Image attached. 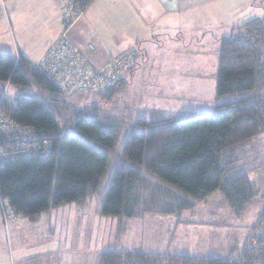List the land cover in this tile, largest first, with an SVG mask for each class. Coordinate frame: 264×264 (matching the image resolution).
Returning a JSON list of instances; mask_svg holds the SVG:
<instances>
[{
	"label": "trees",
	"instance_id": "16d2710c",
	"mask_svg": "<svg viewBox=\"0 0 264 264\" xmlns=\"http://www.w3.org/2000/svg\"><path fill=\"white\" fill-rule=\"evenodd\" d=\"M91 2L74 0L81 10ZM124 51L132 55L119 77L104 90L86 95L71 92L77 94L75 102L50 96L49 103L30 96L19 97L15 103L7 97L2 101V115L9 124L18 125L17 130H0V160H4L0 199L9 203L12 214L4 219L0 204L7 236L12 219L22 216L36 222L43 212L69 203L85 209L88 198L99 192L103 194L100 214L115 217L120 224L146 213L176 214L193 207L191 200L173 193L160 180L201 199L219 190L236 212L256 194L249 171L233 170L245 157L240 156L241 149L264 132V13L232 25L229 35L219 38L216 52L214 94L253 93L238 103L217 105L213 113L173 110L176 116L139 117L119 151L121 157L106 190L109 151L116 146L123 125L117 117L92 111V100L82 101L83 96L93 94L100 96L98 100L111 98L129 81L136 62L140 63L139 53L132 48L118 53ZM25 70L41 90L67 93L26 58L0 52L1 85L8 81L28 84ZM127 72L128 77L124 76ZM35 146L41 152L25 157V150ZM257 168L264 175V162ZM118 228L122 233L123 226ZM249 243L245 253L234 258L154 253L122 246L101 251L96 264H264V207Z\"/></svg>",
	"mask_w": 264,
	"mask_h": 264
},
{
	"label": "rangeland",
	"instance_id": "374dc122",
	"mask_svg": "<svg viewBox=\"0 0 264 264\" xmlns=\"http://www.w3.org/2000/svg\"><path fill=\"white\" fill-rule=\"evenodd\" d=\"M196 1L198 3L200 0ZM244 1L242 3H240L241 0H203L200 2L198 6L201 7L202 13L197 15L198 18L187 15L188 25L201 23L206 25L207 23L210 30L199 33L197 30L194 32L189 29L186 32L187 40L190 41L194 37L201 38L204 35L207 41L205 42L206 50L210 52L211 46L215 43L213 38L229 35L231 25L240 23V20L256 17L258 14L263 15L264 0L262 3H260L262 0L256 1L255 8L250 11L248 8L240 10L242 6L240 4ZM202 3H205L207 8L202 6ZM87 9L90 11L88 16H91L93 20L97 19V15L101 16L105 10L98 2ZM141 14L145 16L144 12ZM96 22L99 23L97 20ZM73 25L68 28L67 34L71 35L70 30ZM116 32H107L109 40L105 38L104 41L110 44L111 40H116V36L111 39L113 33ZM92 37L95 38V35L90 33L88 39L94 40ZM71 40L84 54L90 55L89 60L92 66L103 67V65L94 64L88 44L85 51L72 36ZM138 53L144 56L146 54L145 51L140 50ZM140 54H136L139 61H141ZM155 57L158 59L160 55L155 53ZM203 61L205 62L203 64L192 62L190 65L192 73L186 76L188 78L191 75V81L170 82L179 85H182V82L186 84L187 94L185 95L182 94L183 89H175V95L174 90L163 89L166 83L162 81L147 83L140 70L142 63L136 62L133 76H129V81L122 85L111 98L98 100L100 99L98 94L83 96L82 103L92 100L90 103L93 107L92 111L97 110L103 116L117 117L123 125L116 146L109 151L110 157L104 174L106 190L121 157L119 151L123 148L128 132L133 129L139 117L153 119L154 114H159L163 118L176 116L178 113H173V110L181 111L182 114L187 111L202 114L213 113L218 109L217 105L235 104L234 102L238 103L240 99L247 98L253 93L248 91L217 96L214 94L216 56L208 53ZM128 75L129 72L124 76L128 77ZM25 76L28 80L26 85L16 82H10L7 86L6 83L0 84V92H3L6 86V97L11 103H15L19 97L28 96L42 99L46 103H49L47 99L49 96L75 102L77 94L43 91L36 85L28 70H25ZM148 87L155 91H150ZM82 94L89 93L82 92ZM79 107L82 106L79 105ZM240 152V156L245 157L235 163L236 168L233 172L249 171V179L255 183L256 194L239 212L230 208L223 193L219 190H214L208 197L201 199L160 180L163 185L171 188L173 193L176 192L191 200L194 203L193 207L183 209L176 214L154 212L143 214L141 217H132V219L123 218L124 221L120 224L115 217H105L100 214L99 208L103 194L99 192L88 198L85 209L79 210L77 204L69 203L63 207L43 212L40 220L32 224L23 223L22 216L17 217V227L14 231L11 230L8 236L4 229L0 233V264H46L38 253L45 246L48 250L46 255L49 258V264H96L101 251L120 249L122 246L125 248L139 247L143 251L154 253L238 257L250 246V237L254 234L255 224L264 207V175L262 169L257 168L264 162V132L253 138L247 148L244 147ZM121 225L123 226L122 233L118 230ZM4 252H8L9 258L13 252L12 260L10 259L7 263L3 259Z\"/></svg>",
	"mask_w": 264,
	"mask_h": 264
},
{
	"label": "crops",
	"instance_id": "0c3cea01",
	"mask_svg": "<svg viewBox=\"0 0 264 264\" xmlns=\"http://www.w3.org/2000/svg\"><path fill=\"white\" fill-rule=\"evenodd\" d=\"M256 1L258 0H245L243 4L239 3L242 5L240 10L248 8L250 11L255 8ZM96 2L105 9L101 16L97 15L96 20L100 26L96 20L88 16L90 8H87ZM200 2L203 0L198 3L196 0H93L71 28L70 36L85 51L87 43L94 42L95 49L90 54L94 64L98 66L126 48H132L137 53L138 50L145 51V56L139 53L142 63L140 70L145 77L144 80H147V83L165 82L166 86L163 89L174 90V95L175 89H183L182 94L185 95L186 84L170 82L191 81V75L188 78L186 75L192 73L190 68L192 62L205 63L203 60L208 53L216 56L220 38H213L215 43L211 46L210 52L206 50L207 41L204 35L201 38L187 40L186 32L189 29L197 30L199 33L210 30L207 23L188 25L187 15L198 18L197 15L202 13L201 7L198 6ZM201 5L207 8L205 3ZM141 12H144L145 16ZM62 14L58 0H0V52L8 53L13 58H26L31 65L35 64L60 35L63 29ZM112 31L117 32L113 33L111 39L114 36L117 39L111 40L110 44L106 43L104 39L109 40L107 32ZM90 33L95 35V38L92 37L94 40L88 39ZM155 53L160 55L158 59ZM150 91L155 90L150 88ZM77 207L79 210L82 209ZM22 219L23 223H30L26 218ZM17 220L12 219L8 224V234L16 229ZM3 229L0 220V233ZM47 251L45 246L38 253L44 262L49 264ZM3 255L7 263L12 260L13 252L10 258L8 252H4Z\"/></svg>",
	"mask_w": 264,
	"mask_h": 264
},
{
	"label": "built area",
	"instance_id": "2783aa9c",
	"mask_svg": "<svg viewBox=\"0 0 264 264\" xmlns=\"http://www.w3.org/2000/svg\"><path fill=\"white\" fill-rule=\"evenodd\" d=\"M62 7V23L64 29L59 33L57 39L50 45L42 58L34 64V68L45 73L47 77L53 79L56 85L67 93H93L111 85L115 79L128 66V60L131 51H124L111 57L103 64V67L96 68L92 66L88 54H84L81 49L75 45L71 36L67 34L68 28L71 27L84 11L76 6L74 0H58ZM89 52L95 49L94 42L87 43ZM131 54H130V53ZM9 81L6 82V86ZM6 86L0 93V110L1 103L6 97ZM17 130L18 125H12L7 122L0 111V130ZM41 147H29L24 152L25 157L36 156L41 151ZM4 160H0V166ZM1 215L4 219L10 218L12 214L10 206L6 201L0 199Z\"/></svg>",
	"mask_w": 264,
	"mask_h": 264
},
{
	"label": "bare ground",
	"instance_id": "6f19581e",
	"mask_svg": "<svg viewBox=\"0 0 264 264\" xmlns=\"http://www.w3.org/2000/svg\"><path fill=\"white\" fill-rule=\"evenodd\" d=\"M13 209V208H12Z\"/></svg>",
	"mask_w": 264,
	"mask_h": 264
}]
</instances>
